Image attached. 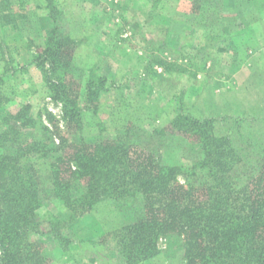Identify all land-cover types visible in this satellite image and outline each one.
Instances as JSON below:
<instances>
[{
  "label": "rangeland",
  "instance_id": "obj_1",
  "mask_svg": "<svg viewBox=\"0 0 264 264\" xmlns=\"http://www.w3.org/2000/svg\"><path fill=\"white\" fill-rule=\"evenodd\" d=\"M52 29L67 33L59 36L78 92L79 127L32 61ZM99 77L100 93L87 94ZM0 92V128L25 106L33 127L24 134L66 141L70 156L82 142L120 134L163 163L191 167L200 152L173 127L181 113L212 119V134L228 136L243 154L253 150L238 166L249 169L264 147V0H0ZM49 160H29L37 219L60 220L69 243L58 247L42 236L48 264H185L175 231L158 233L151 258L124 262L114 232L143 216L141 204L103 199L72 214L51 195ZM177 173L181 186L193 184L202 196V177Z\"/></svg>",
  "mask_w": 264,
  "mask_h": 264
},
{
  "label": "trees",
  "instance_id": "obj_2",
  "mask_svg": "<svg viewBox=\"0 0 264 264\" xmlns=\"http://www.w3.org/2000/svg\"><path fill=\"white\" fill-rule=\"evenodd\" d=\"M60 31H50L46 47L32 61L61 103L64 117L79 127L78 92L64 55L67 45L59 36L67 39V33ZM103 87L104 78L91 80L87 94L96 97ZM26 110L23 106L6 115L0 128V148L6 147L0 152L1 264H48L46 246L39 242L42 236L58 247L69 243L60 220L37 219L38 181L29 164L34 154L50 159L51 195L72 214L103 199L138 200L143 216L114 232L124 262L151 258L158 233L175 231L185 264H264V147L256 148L249 169H238L243 159H252L253 150L243 154L228 136L212 134L210 118L178 113L173 127L192 137L200 152L191 167L179 161L163 163L154 152L120 134L82 142L70 156L63 152L66 141L46 144L24 134L33 127L23 118ZM177 170L203 178L201 197L193 184L186 188L178 183Z\"/></svg>",
  "mask_w": 264,
  "mask_h": 264
}]
</instances>
